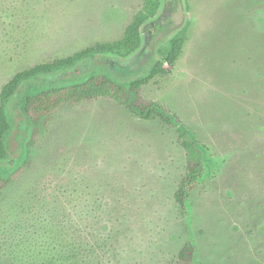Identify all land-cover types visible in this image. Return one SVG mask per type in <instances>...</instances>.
I'll return each mask as SVG.
<instances>
[{
  "label": "rangeland",
  "instance_id": "374dc122",
  "mask_svg": "<svg viewBox=\"0 0 264 264\" xmlns=\"http://www.w3.org/2000/svg\"><path fill=\"white\" fill-rule=\"evenodd\" d=\"M143 2L0 0V91L32 65L119 39ZM186 28L171 73L142 89L207 147L185 206L173 128L105 99L64 108L0 193V264H53L72 243L80 264H177L187 243L194 264H264V0H164L128 74L148 73ZM18 123L20 157L33 131L17 141Z\"/></svg>",
  "mask_w": 264,
  "mask_h": 264
},
{
  "label": "trees",
  "instance_id": "16d2710c",
  "mask_svg": "<svg viewBox=\"0 0 264 264\" xmlns=\"http://www.w3.org/2000/svg\"><path fill=\"white\" fill-rule=\"evenodd\" d=\"M163 6L164 0H144L143 7L128 23L119 39L32 65L17 72L2 87L0 193L25 173L24 162L32 158V147L60 110L105 99L125 107L139 122L158 121L175 130L177 141L185 153V168L174 193V201L180 207L185 206L192 190L204 181L208 163L207 147L176 113L158 101L146 100L142 89L156 77L171 73L163 65H176L188 42V29L169 41L148 73L137 77L128 74V60L146 45L145 33L160 17ZM86 62H89L88 67H84ZM22 119L27 120L28 128L33 132L30 140L23 145L24 155L19 157L20 149L14 152L15 127ZM22 157L24 162L15 166V161ZM63 249L67 255L53 264L81 263L82 252L74 243ZM196 252L194 244H185L178 253L177 264H194Z\"/></svg>",
  "mask_w": 264,
  "mask_h": 264
},
{
  "label": "water",
  "instance_id": "95a60500",
  "mask_svg": "<svg viewBox=\"0 0 264 264\" xmlns=\"http://www.w3.org/2000/svg\"><path fill=\"white\" fill-rule=\"evenodd\" d=\"M145 47V46H144ZM144 47L142 48V50L144 49ZM142 50H140L137 54H135L132 58H130L129 60H128V65L130 66L131 64H133L135 61H136V59H137V57L140 55V53L142 52ZM88 64H89V62H86L85 64H84V67H88ZM28 122H27V120H25V119H22L21 121H19V123H18V131H20L21 132V134H19L18 135V137H17V141H21L22 140V138H23V135L24 134H22V133H25L26 132V130L28 129Z\"/></svg>",
  "mask_w": 264,
  "mask_h": 264
}]
</instances>
